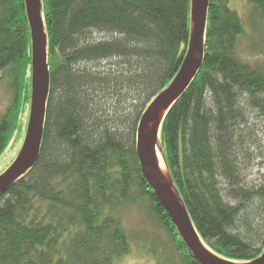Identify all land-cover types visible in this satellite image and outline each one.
Here are the masks:
<instances>
[{
  "label": "trees",
  "instance_id": "obj_1",
  "mask_svg": "<svg viewBox=\"0 0 264 264\" xmlns=\"http://www.w3.org/2000/svg\"><path fill=\"white\" fill-rule=\"evenodd\" d=\"M231 2L209 0L201 68L164 117L159 141L205 246L250 262L264 250V183L247 181L264 160L254 122L264 125V69L240 60L237 46L248 34L264 41V0H244L241 15ZM41 3L50 74L43 137L34 167L0 195V264H118L132 248L123 211L143 201L179 263L199 264L143 178L135 149L142 113L182 65L191 0ZM2 85L11 99L0 117V155L30 106L24 0H0Z\"/></svg>",
  "mask_w": 264,
  "mask_h": 264
},
{
  "label": "water",
  "instance_id": "obj_2",
  "mask_svg": "<svg viewBox=\"0 0 264 264\" xmlns=\"http://www.w3.org/2000/svg\"><path fill=\"white\" fill-rule=\"evenodd\" d=\"M209 0H191V35L182 65L172 79L142 113L136 131L135 149L140 172L159 205L175 226L192 257L199 264H264V250L250 262L226 260L211 252L197 234L188 213L174 188L168 172L159 135L164 117L187 90L201 68L205 51V27ZM31 40V94L27 129L15 161L0 175V195L4 194L36 164L43 137L49 95L50 74L47 63V35L41 0H24ZM162 112L164 114L161 117ZM161 153L168 180L158 166Z\"/></svg>",
  "mask_w": 264,
  "mask_h": 264
},
{
  "label": "rangeland",
  "instance_id": "obj_3",
  "mask_svg": "<svg viewBox=\"0 0 264 264\" xmlns=\"http://www.w3.org/2000/svg\"><path fill=\"white\" fill-rule=\"evenodd\" d=\"M230 7L239 15L244 12V0H232ZM95 38L96 36L93 35ZM237 56L251 66H261L264 69V41L259 36L248 34L237 46ZM11 96L6 86H0V117L6 112ZM20 119L21 132L16 133L8 146L0 155V175L15 161L22 147L27 122L29 105ZM264 140V125L256 121ZM247 181L251 184L264 183V160L257 162L248 172ZM146 202L131 205L123 211V224L131 242V251L118 264H180L177 252L174 250L166 232L156 221L146 214ZM169 258L171 260H169ZM157 259V263L156 260Z\"/></svg>",
  "mask_w": 264,
  "mask_h": 264
},
{
  "label": "bare ground",
  "instance_id": "obj_4",
  "mask_svg": "<svg viewBox=\"0 0 264 264\" xmlns=\"http://www.w3.org/2000/svg\"><path fill=\"white\" fill-rule=\"evenodd\" d=\"M163 114H164V112H162L161 117H162ZM157 155H158V166H159V170L165 176V178L168 180V173H167V170H166V167H165V164H164L162 155L159 152L157 153Z\"/></svg>",
  "mask_w": 264,
  "mask_h": 264
}]
</instances>
